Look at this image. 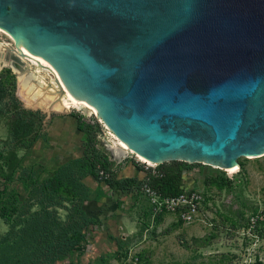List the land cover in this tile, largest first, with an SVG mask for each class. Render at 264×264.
Returning <instances> with one entry per match:
<instances>
[{"label": "water", "instance_id": "1", "mask_svg": "<svg viewBox=\"0 0 264 264\" xmlns=\"http://www.w3.org/2000/svg\"><path fill=\"white\" fill-rule=\"evenodd\" d=\"M0 27L154 163L264 155V0H0Z\"/></svg>", "mask_w": 264, "mask_h": 264}, {"label": "rangeland", "instance_id": "2", "mask_svg": "<svg viewBox=\"0 0 264 264\" xmlns=\"http://www.w3.org/2000/svg\"><path fill=\"white\" fill-rule=\"evenodd\" d=\"M20 55L12 39L0 32V76L6 72L15 81L16 97L36 113L28 116L34 133L27 136L16 119L0 114V244L11 225L19 228L37 182L82 157L87 132L78 129L79 121L94 134L96 145L102 140L122 151L96 113L63 107L66 94L53 71ZM37 133L41 137L29 145ZM110 161L117 179H136L130 182L133 187L121 191L92 176L83 180L90 190L83 209L96 223L88 230L85 251L58 264H264V155L239 158L236 173L203 161L165 160L191 165L184 172L187 194L196 195L191 219L181 206L155 210L141 183L159 164L143 163L128 152ZM6 209L12 211L10 217ZM37 210L35 206L31 213Z\"/></svg>", "mask_w": 264, "mask_h": 264}, {"label": "trees", "instance_id": "3", "mask_svg": "<svg viewBox=\"0 0 264 264\" xmlns=\"http://www.w3.org/2000/svg\"><path fill=\"white\" fill-rule=\"evenodd\" d=\"M15 87V81H11L6 72L2 73L0 114L12 116L18 129H25L26 136L31 135L34 133V122L28 116H35L36 113L23 107L15 95ZM37 113L41 120L45 118ZM78 129L87 132L82 157L59 167L49 180L37 182L29 200L32 202L29 209L25 205L20 214L19 228L11 225L10 233L0 244L3 248L0 264H58L71 255L85 251L88 230L96 223L83 209L84 203L90 200V190L83 183L86 177L92 176L109 188L121 191L133 187L130 182H135V178L117 179L110 157L96 145L89 127L79 121ZM40 137L37 133L29 145ZM189 168L191 165L182 161L163 163L157 171L150 170L141 185L162 197L179 198L186 182L184 172ZM35 206L39 210L31 213ZM4 212L9 217L12 214L10 209Z\"/></svg>", "mask_w": 264, "mask_h": 264}, {"label": "bare ground", "instance_id": "4", "mask_svg": "<svg viewBox=\"0 0 264 264\" xmlns=\"http://www.w3.org/2000/svg\"><path fill=\"white\" fill-rule=\"evenodd\" d=\"M0 32L3 33V34H5L6 36H9L12 39V41L18 46L19 52H20L21 55L30 57V58L33 59L32 61H34V63L37 62L38 64H42L44 67H48L51 71H53V73L55 74V76L60 81L61 86L64 89L65 94H66V100H65V103H64V106L63 107H65V108H75L78 111H80L82 113H86L88 115H89V113L93 112V113H96L102 119V116L99 113V111L97 110V108H95L90 102H88L85 99L75 98L74 96L71 95V93L68 91V89L66 88L65 84L63 83V81H62V79L60 77L59 72L52 66L51 63H49L44 58H40V57H38V56H36V55H34V54H32V53L24 50V48L21 46V44L12 35L9 34L7 31H5L4 29H2L1 27H0ZM27 57H25V59ZM13 65H15V64H13ZM111 135L116 139L115 141L118 142L117 145L121 148L122 151H120L117 147H115L113 145H109V144H107L106 142H104L102 140H99V143H98V147L102 151H104L110 157L111 160H113V161H119L121 159L122 152H128V153H133L143 163H147V164L152 165V166L155 165V164H157V163H154V162L148 160L146 157H143L139 153H136L124 141H122L121 139H119L114 134L111 133ZM238 170H239V165L237 164V168L235 170H229V172L230 173H236Z\"/></svg>", "mask_w": 264, "mask_h": 264}, {"label": "built area", "instance_id": "5", "mask_svg": "<svg viewBox=\"0 0 264 264\" xmlns=\"http://www.w3.org/2000/svg\"><path fill=\"white\" fill-rule=\"evenodd\" d=\"M145 189L146 192L149 194V196H151V201L155 206V210L158 212L175 209V206L177 207L181 206L188 210V213L184 217L186 219H191L190 212L197 211V206L195 205L196 195L192 196L187 194L185 186H184V192L179 198L162 197L148 187H145Z\"/></svg>", "mask_w": 264, "mask_h": 264}]
</instances>
